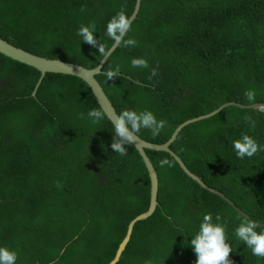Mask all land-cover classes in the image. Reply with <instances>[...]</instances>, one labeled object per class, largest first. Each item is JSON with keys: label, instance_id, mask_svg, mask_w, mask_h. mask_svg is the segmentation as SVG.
<instances>
[{"label": "trees", "instance_id": "16d2710c", "mask_svg": "<svg viewBox=\"0 0 264 264\" xmlns=\"http://www.w3.org/2000/svg\"><path fill=\"white\" fill-rule=\"evenodd\" d=\"M136 3L0 0V37L35 56L93 69L104 56L81 41L78 28L94 22V36L110 50L108 21L121 5L130 18ZM127 38L138 45L119 46L96 78L117 114L148 110L167 121L156 138L141 129L146 142L162 144L185 120L226 102H264V0H142ZM133 58L147 59L149 68H133ZM116 65L120 74L107 80ZM157 65L158 76L149 79ZM40 78L36 68L0 54V247L18 253L16 264H108L129 222L148 209L147 169L133 145H125L126 156L112 152L113 125L88 117L101 106L84 80L47 73L38 85ZM246 90L255 93L253 102ZM245 134L264 145V113L231 106L186 123L170 149L248 219L264 223V151L239 159L232 147ZM144 151L157 174V206L135 223L115 264H188L189 243L174 238L178 229H194L197 213H211L214 223L219 213L235 237L245 216L201 188L168 153ZM165 158L172 167H160ZM79 230L76 242L62 246ZM229 255L233 264H264L242 244Z\"/></svg>", "mask_w": 264, "mask_h": 264}, {"label": "clouds", "instance_id": "9594fccd", "mask_svg": "<svg viewBox=\"0 0 264 264\" xmlns=\"http://www.w3.org/2000/svg\"><path fill=\"white\" fill-rule=\"evenodd\" d=\"M126 5H121L120 10L114 15L107 23L106 35L114 41L117 46L135 47L138 45V41L134 38H127L128 33L132 29V20L125 12ZM85 11V8L81 7V12ZM96 31L95 23H91L87 26L81 25L77 30V35L81 37V41L98 48V52L101 56H108L109 49L104 44L98 42L94 36ZM131 66L133 68H149V62L145 58H133L131 59ZM158 65L151 69L149 79L158 76ZM120 74V66L116 65L115 68L109 67V70L104 73L107 80H112ZM245 98L249 102L255 100V93L251 90H246ZM96 98V97H95ZM97 100V99H96ZM88 117L91 118L93 123H100L105 118L112 121L114 128V136L111 142L112 152L119 154L121 157L128 154L125 145H133L137 139V133L141 129H147L150 131L153 138H156L167 126V121L160 119L148 110L137 112L135 110H123L120 114L112 116L103 108H94L88 111ZM83 116V113H81ZM250 124L254 127L255 121L252 117H246ZM197 122H191V124ZM189 124V123H188ZM232 147L236 156L239 159L245 157L251 158L264 151V145L259 144L250 135H243L240 139H236L232 142ZM160 167H172L173 164L167 158L159 161ZM90 172L95 173V166L90 165ZM57 187H62L57 182ZM147 211V210H146ZM199 219L194 229L187 233L182 229H178L174 240L182 244L189 243V251L193 253V259L189 260L188 264H233L230 259V253L234 248L240 246L247 247L251 250L253 256L258 259L264 258V231H257L259 225L248 218H242L238 227L234 230V236L227 234L226 223H219L222 217L219 213L215 216L213 222V216L211 213H197ZM77 236L73 238L71 242H64L62 246H68L76 242L80 237V230L74 232ZM130 238V237H129ZM129 242V241H128ZM128 244V243H127ZM127 246V245H126ZM126 248V247H125ZM18 259V253L14 250H9L7 247H0V264H16ZM167 260H169L167 258ZM170 261V260H169ZM173 263L172 261H170ZM39 264V263H36ZM145 264H152L151 261H145ZM176 264V263H173Z\"/></svg>", "mask_w": 264, "mask_h": 264}, {"label": "water", "instance_id": "95a60500", "mask_svg": "<svg viewBox=\"0 0 264 264\" xmlns=\"http://www.w3.org/2000/svg\"><path fill=\"white\" fill-rule=\"evenodd\" d=\"M141 1L142 0H137L134 13L130 17V20H132V23L136 20L138 14H139ZM118 47L119 46L114 44L111 47V49L109 50V55L108 56L106 55L95 68L89 69V68L84 67L80 64L69 63V62L63 61L61 59H50V58H45V57H41V56H35L33 54L25 52L24 50L16 48L15 46L9 44L7 41L3 40L0 37V54H2L3 56H7V57H9L15 61L20 62V63L34 67L37 70H39L41 72V78L38 82V85L41 83V81L43 80V78L46 76L47 73H56V74L72 75V76L79 77L82 80H84L90 86V88L92 89V92L95 95V97H96L98 103L100 104L101 108L105 109L112 116L118 115L116 113L117 111H116L113 103L111 102V100L109 99L107 94L105 93L103 87L101 86V84L97 80L96 76L98 74L102 73L103 67L105 66V64L109 60L110 56H112V54L116 51V49ZM35 93H36V91L34 92V94ZM231 106H235V107H238L241 109H256L259 112L264 113V102L263 103H254V104H250V105H244V104L238 103L236 101H230V102H226V103L220 105L217 109H215V110H213L207 114L200 115V116L195 117V118L190 119V120H185L184 122H182L181 124H179L175 128V130L173 131L171 136L168 138V140L162 144H154V143L146 142V141L142 140L137 135V139L135 140L133 146L136 148L139 155L141 156V158L144 162V165L147 169V172H148V176H149V180H150L149 206H148L147 211L136 216L133 220H131L129 222V224L127 226L126 234H125L124 238L122 239V241L120 242L114 258L108 264H115L119 260L121 253L123 252V250L125 249L128 241H129V237L131 235V232H132V229H133V226L135 225V223L137 221L144 220V219L148 218L149 216H151L152 213L154 212L156 206H157V192H158L157 174H156V171H155L152 163L150 162L149 158L147 157V155L144 151L145 149L154 150V151H162V152L168 153L176 161V163L179 165V167L182 169V171L189 178H191L193 181H195L201 188H203V189L209 191L210 193L220 197L222 200L226 201L238 214L243 215L246 218H249L242 210H240L223 193H221L220 191H218L214 188L208 187L206 184H204L202 182V180L199 176L190 172L187 169V167L184 165L182 160L178 157V155H176V153H174V151H172L170 149V145L174 142L178 132L185 126L186 123H189V121L190 122H198V121L210 118V117L214 116L215 114H217L218 112H220L222 109H224L226 107H231ZM108 120L112 123V121L110 119H108ZM257 224L259 225V227L264 228V223H257Z\"/></svg>", "mask_w": 264, "mask_h": 264}, {"label": "rangeland", "instance_id": "374dc122", "mask_svg": "<svg viewBox=\"0 0 264 264\" xmlns=\"http://www.w3.org/2000/svg\"><path fill=\"white\" fill-rule=\"evenodd\" d=\"M208 119V118H207ZM205 120V119H204ZM201 121H203V120H201ZM198 122H200V121H198ZM65 229H67L66 227H64ZM69 235H71L73 238H75L77 235L76 234H72V233H69Z\"/></svg>", "mask_w": 264, "mask_h": 264}]
</instances>
